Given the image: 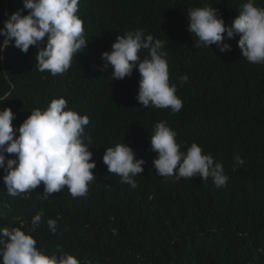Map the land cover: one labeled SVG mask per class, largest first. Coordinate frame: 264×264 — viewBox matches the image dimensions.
<instances>
[{
    "label": "trees",
    "instance_id": "obj_1",
    "mask_svg": "<svg viewBox=\"0 0 264 264\" xmlns=\"http://www.w3.org/2000/svg\"><path fill=\"white\" fill-rule=\"evenodd\" d=\"M80 2L92 7L77 12L89 42L65 72L80 99L67 97L69 107L89 117L84 142L91 139L96 179L82 197H72L65 187L47 200L34 193L4 201L0 227L24 222L26 228L43 209V222L32 233L37 247L49 254L59 247L81 264H264V64L241 56L238 35L226 38L232 50L221 53L215 45L195 47L197 38L187 30L188 9L213 6L230 26L247 0ZM255 5L264 8V0ZM22 8V0H0V27L8 14ZM137 29L165 42L170 83L177 85L183 102L178 113L139 104L135 69L130 77L115 80L111 68H102L101 53L110 50L116 36ZM37 51L30 46L25 54L9 45L0 53V95L11 92L0 108H11L14 128L27 118L23 112L44 110L61 95L57 80L38 71ZM145 55L147 50H141V58ZM185 75L188 80L181 83ZM158 121L176 132L181 151L195 142L221 162L229 177L226 186L218 188L211 178L199 176L184 185L158 181L149 142ZM120 142L145 161L135 177L143 204L120 193V177L102 162L105 148ZM234 154L245 161L235 171ZM150 188L159 204L149 205ZM48 218L57 221L55 235L47 228Z\"/></svg>",
    "mask_w": 264,
    "mask_h": 264
},
{
    "label": "clouds",
    "instance_id": "obj_2",
    "mask_svg": "<svg viewBox=\"0 0 264 264\" xmlns=\"http://www.w3.org/2000/svg\"><path fill=\"white\" fill-rule=\"evenodd\" d=\"M22 3V9L6 14L7 19L0 27V53L9 45L25 54L30 46L36 47L38 71H48L57 80L61 95L52 99L44 110L23 112L27 118L18 128L12 124L15 114L11 108H0V169L4 173L0 174V213L4 201L34 193H41L47 200L67 187L74 198L86 196L88 185L96 179L93 173L96 161L89 150L91 139L88 138L87 144L84 142L85 127L90 120L68 106L67 95L73 99L80 97L70 89L68 72L65 73L74 56L89 42L84 35L83 21L77 15L78 9L92 7H86L80 0H22ZM25 10L27 14H23ZM187 17V30L197 38L195 47L215 45L219 52L227 53L232 47L225 42L226 38L238 35L236 44L241 56L250 63L264 64V8L256 6L255 0H247L241 6L230 26L213 6L188 9ZM41 44L44 46L40 47ZM164 48V41L146 35L142 29L128 31L123 36L117 35L110 50L101 53L102 68H111V79L115 80L130 77L135 69L139 74L135 97L139 104L148 109L170 108L178 113L183 102L176 95L177 85L170 83L168 54ZM141 50H147L143 58ZM187 80L186 75L181 77V83ZM10 95V91L0 95V104ZM152 132L149 142L156 153L152 166L158 181L184 185L189 184L190 178L199 176L202 181L211 178L218 188L226 186L229 177L223 164L215 161L210 153L205 154L197 143L181 151L176 132L164 121L156 122ZM12 155L14 158H8ZM233 161V171L245 163L239 154H234ZM102 162L109 173L120 177V193L130 196L133 203L143 204L135 177L143 172L145 161L137 159L135 151L120 142L105 148ZM148 201L149 205L159 204L156 190L150 188ZM43 216L41 209L26 228L24 222L17 227H0V264H81L77 256L59 247L50 254L43 247H37L32 233L40 227ZM46 223L55 235L56 219L48 218Z\"/></svg>",
    "mask_w": 264,
    "mask_h": 264
},
{
    "label": "water",
    "instance_id": "obj_3",
    "mask_svg": "<svg viewBox=\"0 0 264 264\" xmlns=\"http://www.w3.org/2000/svg\"><path fill=\"white\" fill-rule=\"evenodd\" d=\"M7 9V8H6ZM8 11V10H7ZM9 15V14H8Z\"/></svg>",
    "mask_w": 264,
    "mask_h": 264
}]
</instances>
